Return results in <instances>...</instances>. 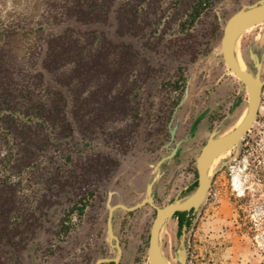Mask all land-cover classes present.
<instances>
[{
	"label": "rangeland",
	"instance_id": "374dc122",
	"mask_svg": "<svg viewBox=\"0 0 264 264\" xmlns=\"http://www.w3.org/2000/svg\"><path fill=\"white\" fill-rule=\"evenodd\" d=\"M162 1L161 20L157 28L153 24L147 28L145 36H130L125 40L138 50L130 74V78H134L141 71L137 96L132 98L137 106V116L129 113L109 124L116 128L127 126L129 131L125 138L126 163L119 168L127 170L126 176L145 159L154 163L164 137L161 134L159 138L151 140L152 133L166 124L168 112L173 102L182 97L187 79H190L189 95L176 113L185 123H188L193 111L205 105H215L219 96L227 91L226 87L231 91L235 89L237 84L234 82L224 86L220 84L216 88L213 86L218 73L225 70L220 55L223 20L243 5L256 0H213L212 5L186 29L182 28L179 20L170 19L177 6L171 0ZM59 5L60 0H0V31L14 29L13 43L18 42L21 46L27 44L32 36L24 30L34 28L41 20L39 15L55 12ZM217 13L221 16L219 21ZM45 22L42 20L39 24L48 29ZM250 47L258 52L264 51V22L248 28L237 42V52L244 53L248 60L247 67L253 70L247 57ZM262 62L264 73V56ZM181 77L185 78L184 83ZM237 87L241 88L240 85ZM245 106L246 100H243L232 111L227 124L243 113ZM76 135L80 138L78 133ZM84 142L85 145L76 147L72 144L71 147L74 146V150L82 154L94 148L111 150L113 155L118 156V148L111 149V145L103 142L101 135L85 138ZM55 143L50 154L55 161H62L56 150L59 141ZM62 145L59 149L65 147L66 141ZM220 167L207 198L185 231L186 264H264V88L255 122L243 134L238 146L215 160L212 168ZM149 168L152 170L154 167ZM114 181L115 176H112L94 191L82 215L74 212L68 216L65 223L71 227L60 236L56 231L58 221L64 217V210L69 205L67 195L60 197V201L57 198L52 205L44 206L34 234L24 245L14 250L8 244H0L1 264H92L98 256L112 255L113 250L106 245L104 229L107 207L102 188H110ZM20 186V192L30 194V201L42 193V186L36 182L28 184L23 180ZM172 194L173 190L165 198L159 199L157 204L168 202ZM153 216L154 210L144 206L130 219L135 228L147 229ZM182 238L175 236V221L172 218L163 230L162 245L163 252L174 264L177 263L175 250Z\"/></svg>",
	"mask_w": 264,
	"mask_h": 264
},
{
	"label": "trees",
	"instance_id": "16d2710c",
	"mask_svg": "<svg viewBox=\"0 0 264 264\" xmlns=\"http://www.w3.org/2000/svg\"><path fill=\"white\" fill-rule=\"evenodd\" d=\"M162 2L60 0L55 12L39 15L36 26L24 30L32 36L27 44L13 43L14 29L0 31V244L14 250L24 245L44 206L63 195L69 205L56 234L67 233L68 216L82 215L94 191L108 181L119 163L111 150L82 154L74 146L101 135L111 149L126 147L127 126L109 124L129 113L137 116L132 98L141 71L130 74L138 50L125 40L145 36L153 24L157 28ZM171 2L177 7L170 19L186 29L213 0ZM57 141L62 161L50 154ZM23 180L42 186L35 200L19 191Z\"/></svg>",
	"mask_w": 264,
	"mask_h": 264
},
{
	"label": "flooded vegetation",
	"instance_id": "af4514ba",
	"mask_svg": "<svg viewBox=\"0 0 264 264\" xmlns=\"http://www.w3.org/2000/svg\"><path fill=\"white\" fill-rule=\"evenodd\" d=\"M217 20L218 21L220 20L218 16H217ZM220 55L222 57V63L224 65L225 70L218 73V75L214 79L213 82L214 88L218 87L220 84L221 86H224L226 85V83L228 84L230 82H234L235 84L240 85L241 88H238L236 85L235 89H232L231 91L230 88L226 87L227 91L224 92V95L219 96V98L215 102V105L213 106L205 105L200 109L193 111L188 123H185L183 119L180 120L175 129L174 137L172 140H170L171 139L170 127L173 124H175V118H176L175 116V118L172 120L170 125L172 114L178 103V99H176L173 102V106L170 108L168 112V116L166 117L167 119L166 124L161 129H157L155 130L154 133H152L153 138L151 140L159 138L161 134H163L164 137L163 140H161L162 142L159 144V148L161 150L159 155L154 160L153 164L150 163L149 160L147 159L143 160L140 164H138L134 168V172H132L129 176L125 175L127 170L119 169L122 163H126V157L124 156L125 155L124 153L127 151L126 150L127 148L126 147L118 148L119 151H118V156L116 158L119 163L116 166V168L113 170L109 178L110 180L112 176H115V181L110 186V188H106V187L102 188L103 189L102 193L106 194V198L109 189H112L114 191L111 199L112 203H123L125 205H132L137 201H140L145 196L146 184L151 180L154 181L152 189H153V199L156 204L159 199L165 198L171 190H173V194L169 198L168 202L172 201L175 198H181L191 193L196 188L198 184L197 157L203 145L206 143L209 135L213 131L216 132L214 135L215 137L225 133L227 128L230 127L232 124H234V122L237 120L239 115L242 113L241 112L240 114H238V116L234 119V121L231 124H227L232 114V111L238 105H240V103L243 100H246L245 107H247V103H248V93L246 86L242 82V80L226 64L223 54L221 53V48H220ZM239 56H241L245 64V67H247L248 60L245 57L244 53L243 52L239 53ZM247 57L250 63L252 64V61L249 57V48L247 49ZM261 76H264L262 70H261ZM263 88L261 93V100L263 95ZM207 92L210 93L209 90ZM198 117L200 118L197 121L195 128L191 130V126L193 122ZM242 136L239 139V142L242 140ZM176 142H178V148L175 151V153L166 161L161 163L159 168H157L156 167L157 161L162 156L168 154L171 151L172 146H174ZM238 144L234 145L228 150L235 148L236 146H238ZM228 150L223 151L220 155L215 157V159L211 162L209 166V168H211V172L215 170L212 168L215 160L219 158L223 153L227 152ZM150 166H153L154 168L150 170L149 168ZM221 167L216 169V172L213 174L205 198L203 199L202 203L198 206V208L196 209L190 208L188 210L176 211L174 215L170 218V220L174 218L175 236L177 238L183 237L182 239L184 241L185 231L188 230V228L191 226L193 215L197 212V210L200 208V206L204 203L205 199L207 198V195L214 182V179L217 176L219 169H221ZM144 206H150L154 210V216H155V209L149 204H145L141 207H138L130 211L125 210L123 208H117L114 211L113 228L115 234L119 239V244L121 246V256L118 261V264H152L148 258L147 251L149 244L150 228L153 219L147 229L146 228L141 229L140 227L135 228L132 225L130 219L132 216H135L136 213ZM106 219H107V214H106ZM104 231L106 234V245H108V247L113 250V254L110 256H108L107 254H103L98 257H113L116 254V248L109 244L108 235L106 233V220H105ZM162 252H163V245H162ZM163 254L165 255L164 252ZM98 257H96L93 260L92 264H94L95 260ZM165 257L169 260V258L166 255ZM101 264H115V262L104 261L101 262Z\"/></svg>",
	"mask_w": 264,
	"mask_h": 264
},
{
	"label": "water",
	"instance_id": "95a60500",
	"mask_svg": "<svg viewBox=\"0 0 264 264\" xmlns=\"http://www.w3.org/2000/svg\"><path fill=\"white\" fill-rule=\"evenodd\" d=\"M217 14L218 18L221 20V16L219 13ZM262 22H264V0H256L250 4L243 5L223 20L222 34L220 38L221 53L223 54L228 67L245 84L248 93V103L244 117L230 131L217 137L214 136L216 133L215 131L209 135L206 143L203 145L197 157L198 184L196 188L191 193L181 198H175L162 206H159L154 202L152 189L154 183L153 180L146 184L145 196L140 201H137L132 205L112 203L111 199L114 191L109 189L105 201V205L107 207L106 233L108 235L109 244L116 248V254L113 257H98L94 264H101V262L104 261H114L115 264H118L120 259L121 246L113 228V214L115 209L123 208L130 211L145 204H149L155 209V216L150 228L147 251L148 258L152 264H174L170 262L162 252V234L168 221L176 211L198 208L205 198L206 192L211 183L212 176L216 172L215 169L210 174L208 173L211 162L223 151L228 150L229 148L238 144L241 136L252 126L253 122L255 121L261 102V93L264 85V76H261L264 51L258 52L257 50L250 47L249 57L252 61L253 71L249 70L247 67H245V69H241L237 61V42L239 37L248 28ZM189 87L190 79H187L183 95L178 101L172 114L170 125L176 116L178 108L184 103L187 96L189 95ZM199 118L200 117H198L193 122L191 130L195 128ZM179 120V116H176L175 124L170 127V140H172L174 137L175 129L179 123ZM177 148L178 142L172 146L171 151L168 154L162 156L157 161L156 167L159 168L161 163L170 158L175 153ZM175 258L177 261L176 264H186L187 249L183 239L180 241L179 246L175 250Z\"/></svg>",
	"mask_w": 264,
	"mask_h": 264
},
{
	"label": "bare ground",
	"instance_id": "6f19581e",
	"mask_svg": "<svg viewBox=\"0 0 264 264\" xmlns=\"http://www.w3.org/2000/svg\"><path fill=\"white\" fill-rule=\"evenodd\" d=\"M237 61L239 63V66L241 67V69H245V67L243 66L242 59H241V57L239 56L238 53H237ZM245 113H246V110L242 113L241 117L238 120H236V122H234V124H232V126L227 128L225 133L230 131L234 126H236L242 120V118L244 117Z\"/></svg>",
	"mask_w": 264,
	"mask_h": 264
}]
</instances>
